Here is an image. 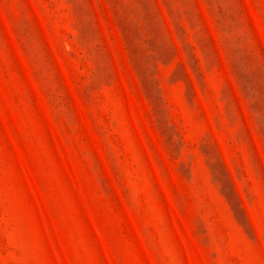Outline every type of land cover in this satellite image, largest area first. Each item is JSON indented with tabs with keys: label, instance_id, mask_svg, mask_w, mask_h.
<instances>
[{
	"label": "rangeland",
	"instance_id": "1",
	"mask_svg": "<svg viewBox=\"0 0 264 264\" xmlns=\"http://www.w3.org/2000/svg\"><path fill=\"white\" fill-rule=\"evenodd\" d=\"M0 264H264V0H0Z\"/></svg>",
	"mask_w": 264,
	"mask_h": 264
}]
</instances>
